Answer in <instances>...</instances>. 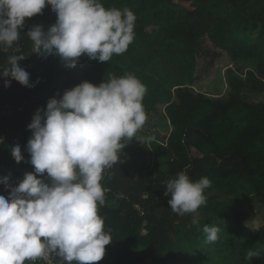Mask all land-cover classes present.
Masks as SVG:
<instances>
[{
	"label": "trees",
	"instance_id": "1",
	"mask_svg": "<svg viewBox=\"0 0 264 264\" xmlns=\"http://www.w3.org/2000/svg\"><path fill=\"white\" fill-rule=\"evenodd\" d=\"M101 3L136 15L134 41L108 62L82 55L68 68L56 56L33 53L27 31L55 24L50 6L25 19L12 47L0 46V67L9 56L22 54L21 66L34 83L28 88L12 80L5 87L0 78V153L19 144L24 156L19 170L0 172V179L18 186L25 173L34 172L27 126L49 98H60L83 81L98 86L112 76L133 74L147 89V119L133 140H122L127 144L122 163L103 173L108 191L99 214L112 242L97 264H264V102L244 96L245 68L226 70L224 97L196 87L200 76H215L220 62L229 59L250 64L249 74L264 90V0ZM164 120L171 127L168 136L156 135L149 149L143 148L139 137ZM181 171L192 180L211 181L206 204L196 213H174L170 195H164L167 182ZM10 190L0 183V195L7 197ZM205 224L219 226L216 241L206 240Z\"/></svg>",
	"mask_w": 264,
	"mask_h": 264
},
{
	"label": "clouds",
	"instance_id": "2",
	"mask_svg": "<svg viewBox=\"0 0 264 264\" xmlns=\"http://www.w3.org/2000/svg\"><path fill=\"white\" fill-rule=\"evenodd\" d=\"M46 6L57 14L55 24L47 30L43 24L33 25L27 36L33 53L56 56L65 67H76L82 55L108 62L134 41L136 15L129 8H106L101 0H0V46L12 47L25 19ZM25 58L9 56L0 67L5 87L12 80L34 87L21 66ZM146 91L133 74L112 76L98 86L83 81L36 110L27 126L34 172L25 173L18 186L9 185L8 177L0 179L11 189L7 197L0 195V264H26L53 252L61 264H97L103 259L112 238L99 214L108 191L101 180L106 169L122 163L127 145L122 140L130 142L144 126ZM11 154L16 162L24 160L19 144ZM210 186L208 177L192 180L181 171L167 182L164 195H170L174 213H196L206 204ZM219 231L215 224L203 226L208 242L216 241Z\"/></svg>",
	"mask_w": 264,
	"mask_h": 264
},
{
	"label": "rangeland",
	"instance_id": "3",
	"mask_svg": "<svg viewBox=\"0 0 264 264\" xmlns=\"http://www.w3.org/2000/svg\"><path fill=\"white\" fill-rule=\"evenodd\" d=\"M237 70L238 68H245L243 77L247 81V87L244 90V96L250 102L259 103L264 102V90L259 91V83L253 79L249 74L251 68L250 64L242 62H233L229 59H223L218 67L217 74L214 76H209V74H204L198 78L196 84L197 90L210 95H216L219 97H224L227 92V82H226V70L227 69ZM238 72H240L238 70ZM171 131L170 124L167 120H164L155 131L144 133L139 137L142 141L141 146L145 149H149L151 140L154 136L159 135L161 137L168 136ZM146 138H152L148 140ZM14 147V146H13ZM12 147L1 151L0 153V172L4 171H17L19 170L17 162L14 160L11 154ZM4 154V155H2ZM161 165L165 167V161L161 159Z\"/></svg>",
	"mask_w": 264,
	"mask_h": 264
},
{
	"label": "built area",
	"instance_id": "4",
	"mask_svg": "<svg viewBox=\"0 0 264 264\" xmlns=\"http://www.w3.org/2000/svg\"><path fill=\"white\" fill-rule=\"evenodd\" d=\"M28 264H61V258L56 253L46 254L44 257L38 258L36 261H28Z\"/></svg>",
	"mask_w": 264,
	"mask_h": 264
},
{
	"label": "crops",
	"instance_id": "5",
	"mask_svg": "<svg viewBox=\"0 0 264 264\" xmlns=\"http://www.w3.org/2000/svg\"><path fill=\"white\" fill-rule=\"evenodd\" d=\"M8 150H9V148H8ZM2 155H4V154H2ZM4 172H7V171H4Z\"/></svg>",
	"mask_w": 264,
	"mask_h": 264
}]
</instances>
